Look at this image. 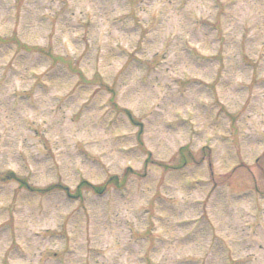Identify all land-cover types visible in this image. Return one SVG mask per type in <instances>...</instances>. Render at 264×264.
<instances>
[{
  "label": "rangeland",
  "instance_id": "obj_1",
  "mask_svg": "<svg viewBox=\"0 0 264 264\" xmlns=\"http://www.w3.org/2000/svg\"><path fill=\"white\" fill-rule=\"evenodd\" d=\"M262 152L264 0H0V174L130 170L0 183V264H264Z\"/></svg>",
  "mask_w": 264,
  "mask_h": 264
},
{
  "label": "trees",
  "instance_id": "obj_2",
  "mask_svg": "<svg viewBox=\"0 0 264 264\" xmlns=\"http://www.w3.org/2000/svg\"><path fill=\"white\" fill-rule=\"evenodd\" d=\"M188 154H189V152L188 151H185V149H182V151H181V149L178 150L175 164L174 165H170V166H166V167H168V169L177 168V166L180 165L181 162L185 161V159L187 160L188 158H190V156H188ZM109 182H112L113 184L117 183L115 177H113L111 180H109ZM81 187H87V186H85L84 184H82ZM100 190L101 189H99V190L96 189V192L97 191L99 192Z\"/></svg>",
  "mask_w": 264,
  "mask_h": 264
}]
</instances>
